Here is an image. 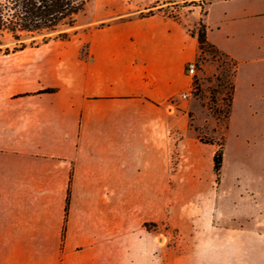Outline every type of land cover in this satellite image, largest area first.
Returning a JSON list of instances; mask_svg holds the SVG:
<instances>
[{
	"label": "crops",
	"instance_id": "0c3cea01",
	"mask_svg": "<svg viewBox=\"0 0 264 264\" xmlns=\"http://www.w3.org/2000/svg\"><path fill=\"white\" fill-rule=\"evenodd\" d=\"M220 1L175 17L142 14L161 0H115L66 40L0 52V264H264V202L241 177L226 193L224 154L216 185V145L182 98L200 17L234 64L227 128L255 81L231 33L215 34ZM261 15L224 14L245 52Z\"/></svg>",
	"mask_w": 264,
	"mask_h": 264
},
{
	"label": "rangeland",
	"instance_id": "374dc122",
	"mask_svg": "<svg viewBox=\"0 0 264 264\" xmlns=\"http://www.w3.org/2000/svg\"><path fill=\"white\" fill-rule=\"evenodd\" d=\"M114 1L91 0L78 14L73 28L62 27L59 32L46 37L53 38L61 32H67L70 36L78 33L90 22L96 10ZM131 1L129 0V2ZM208 3L210 0H161L158 4L152 5L149 10L143 11L142 14L146 15L152 12L153 14L176 17L180 10H184L183 12L186 13L187 7L199 5L202 16ZM243 8L264 13V0L213 2L208 9L211 20L219 23L221 27V30L215 33L217 37L223 38L226 31L231 33L232 36L226 42L239 52L247 53L253 60L250 73L255 81L243 88H237L229 127L227 128L233 95L234 64L227 57L214 52L200 54L195 74L192 76L194 90L190 101L197 106L199 110L198 122L203 125L196 130L198 137L206 141H214L216 150L217 144L221 142L225 144L224 187L226 193L233 189L236 178L241 177L255 189L258 198L264 202V15L259 16L253 22L258 42L257 45L250 46L246 52L241 49V42L244 43L245 40L241 39L243 33L240 26L235 22L224 21L226 12L238 15ZM201 20L202 17L199 22ZM198 25L196 31L199 28ZM44 37L43 35L25 36L24 43L26 47H35L43 44ZM9 42L10 39L7 37L3 40L2 50L13 48ZM191 121V125L194 126L193 118ZM175 162L174 160V164ZM151 227L147 225V228ZM162 229L163 232L168 231L167 227L163 226ZM168 235L173 241L174 232L169 231Z\"/></svg>",
	"mask_w": 264,
	"mask_h": 264
},
{
	"label": "trees",
	"instance_id": "16d2710c",
	"mask_svg": "<svg viewBox=\"0 0 264 264\" xmlns=\"http://www.w3.org/2000/svg\"><path fill=\"white\" fill-rule=\"evenodd\" d=\"M91 0H0V52H9L8 48L2 50L3 40L7 37L13 43L12 51L22 50L26 47L24 37L45 36L43 44L52 40H66L70 37L67 32L58 33L55 37H46L47 35L59 32L62 27L73 28L76 18L81 13L88 2ZM209 4V3H208ZM207 11H204V15ZM152 12L146 15H152ZM197 30V37L201 53L214 52L222 54L214 46L210 45L206 39V26L201 20ZM227 57V56H225ZM203 143L214 144V141H206L200 138ZM224 142L217 144V150L213 156V170L215 182L219 184L223 154ZM70 185V181H69ZM70 191L68 187L64 225L62 229V239L65 234V222L68 213ZM147 227V225H146Z\"/></svg>",
	"mask_w": 264,
	"mask_h": 264
},
{
	"label": "built area",
	"instance_id": "2783aa9c",
	"mask_svg": "<svg viewBox=\"0 0 264 264\" xmlns=\"http://www.w3.org/2000/svg\"><path fill=\"white\" fill-rule=\"evenodd\" d=\"M196 67H197V62H190V63L186 66V74L192 78V76H194V74H195ZM193 90H194V87H193V84H192V86H191L189 92H187V94H183V95H182V98H183V99H186L188 96H191Z\"/></svg>",
	"mask_w": 264,
	"mask_h": 264
}]
</instances>
